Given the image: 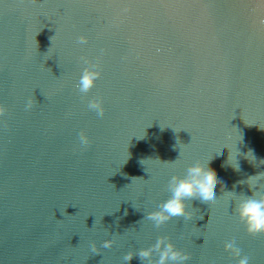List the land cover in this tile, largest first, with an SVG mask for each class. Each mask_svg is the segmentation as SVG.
Here are the masks:
<instances>
[{
	"label": "water",
	"instance_id": "95a60500",
	"mask_svg": "<svg viewBox=\"0 0 264 264\" xmlns=\"http://www.w3.org/2000/svg\"><path fill=\"white\" fill-rule=\"evenodd\" d=\"M0 109V264H124L161 237L183 264H264L236 211L264 193V0H0ZM203 165L234 194L144 219Z\"/></svg>",
	"mask_w": 264,
	"mask_h": 264
},
{
	"label": "clouds",
	"instance_id": "9594fccd",
	"mask_svg": "<svg viewBox=\"0 0 264 264\" xmlns=\"http://www.w3.org/2000/svg\"><path fill=\"white\" fill-rule=\"evenodd\" d=\"M80 42L84 43L86 41L81 37ZM98 76L99 72L92 68H85L79 80V90L81 92H88L94 86V82ZM89 107L95 110L98 115H103L104 110L99 101L91 102ZM80 140L83 145L88 143L87 137L83 134H81ZM227 149L229 150L228 157L225 165L222 166H230L234 171H240V163L237 159V156L240 154L239 149H237V154L234 158L235 166L231 163H227L229 159L232 158L230 149ZM248 153H251L253 158L256 159L254 151L249 149L244 153L248 161ZM219 156L220 151L213 158L218 159ZM260 178L261 173L259 172L255 175L248 176L246 180L256 181ZM216 185H220V191L222 193H227L229 195L234 194V190H226V184L219 177L213 178L207 174L204 171V165L199 170L193 167H187L183 173L170 177L167 184L169 192L168 198L161 201L155 210L147 212L144 219L153 222L155 227L159 228L166 223H174L177 218L184 216L185 208L189 204L203 210L215 201L217 195L213 189ZM237 185H240V183L237 182L235 187H237ZM253 187L254 185H249L251 194H245L243 198L239 200L236 211L239 219L245 224L249 234H261L264 233V193L253 191ZM126 214L125 212V215ZM113 243V239H105L102 241L101 247L110 248ZM225 250L232 251L235 256H240L239 249L235 248L234 243L231 241L225 244ZM93 251H95L94 245ZM134 256L139 257L141 261L147 260L148 264H183V261L177 258L173 252V245L170 242H166V238L164 237L158 238L155 244L147 248H141L135 253H126L123 257L124 264H128ZM237 264H249L248 257H240Z\"/></svg>",
	"mask_w": 264,
	"mask_h": 264
}]
</instances>
